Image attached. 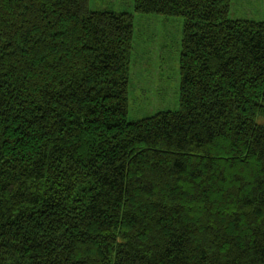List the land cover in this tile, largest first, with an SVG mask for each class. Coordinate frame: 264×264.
Masks as SVG:
<instances>
[{
	"label": "trees",
	"instance_id": "trees-1",
	"mask_svg": "<svg viewBox=\"0 0 264 264\" xmlns=\"http://www.w3.org/2000/svg\"><path fill=\"white\" fill-rule=\"evenodd\" d=\"M0 0V264H264V21L184 19L181 105L129 122L134 17Z\"/></svg>",
	"mask_w": 264,
	"mask_h": 264
},
{
	"label": "rangeland",
	"instance_id": "rangeland-1",
	"mask_svg": "<svg viewBox=\"0 0 264 264\" xmlns=\"http://www.w3.org/2000/svg\"><path fill=\"white\" fill-rule=\"evenodd\" d=\"M89 8L93 12L128 13L134 17L129 122L179 111L184 19L140 14L136 0H90ZM230 17L263 22L264 0H232Z\"/></svg>",
	"mask_w": 264,
	"mask_h": 264
}]
</instances>
